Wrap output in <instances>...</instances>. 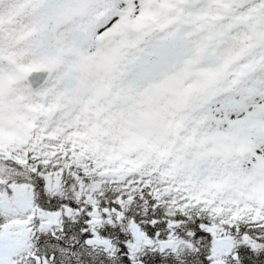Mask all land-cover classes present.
<instances>
[{"label":"snow or ice","instance_id":"6c2138e0","mask_svg":"<svg viewBox=\"0 0 264 264\" xmlns=\"http://www.w3.org/2000/svg\"><path fill=\"white\" fill-rule=\"evenodd\" d=\"M0 264H264V0H0Z\"/></svg>","mask_w":264,"mask_h":264}]
</instances>
